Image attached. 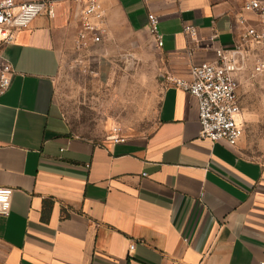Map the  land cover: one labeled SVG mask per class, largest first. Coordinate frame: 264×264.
Listing matches in <instances>:
<instances>
[{"label": "crops", "instance_id": "1", "mask_svg": "<svg viewBox=\"0 0 264 264\" xmlns=\"http://www.w3.org/2000/svg\"><path fill=\"white\" fill-rule=\"evenodd\" d=\"M14 1H46L53 16L5 49L16 74L0 97V188L14 193L0 216V264H264V139L253 134L263 117L243 107L240 87L243 137L204 140L197 99L167 82L189 79L218 49L233 53L238 21L255 19L250 0H104L108 34L83 52L74 2ZM151 13L163 36L154 122L124 131V144L75 134L59 99L68 67L104 77L112 44L149 35ZM259 56L255 45L235 54L238 81L262 78L251 77Z\"/></svg>", "mask_w": 264, "mask_h": 264}, {"label": "built area", "instance_id": "2", "mask_svg": "<svg viewBox=\"0 0 264 264\" xmlns=\"http://www.w3.org/2000/svg\"><path fill=\"white\" fill-rule=\"evenodd\" d=\"M71 1L80 8L76 50L83 52L101 44L108 34L104 0ZM245 11L253 13L255 19L249 21L243 17L238 21L242 28L241 41L233 53L218 49L217 60L191 67L189 79L167 78L170 85L188 92L197 99L201 138L211 142L223 141L232 147L236 146L244 135V128L239 122L242 113L239 96L241 85L237 79L244 66L238 65L235 54L242 53L252 45L258 46L264 52V5L256 0H250L245 5ZM42 14L53 16L46 1L18 4L14 0H0V97L9 91L16 74L5 55V49L14 44L19 32L29 28ZM159 23V18L155 14L148 15L150 34L157 46L162 48L163 36ZM185 32L191 36L196 34L193 27H186ZM84 72L95 75L94 71L87 68ZM263 74L264 56H259L251 70V77ZM109 139L113 144L127 142L124 130L120 126L112 128ZM13 193L12 189L0 188V216L9 215ZM134 246L132 244L129 251H132Z\"/></svg>", "mask_w": 264, "mask_h": 264}, {"label": "rangeland", "instance_id": "3", "mask_svg": "<svg viewBox=\"0 0 264 264\" xmlns=\"http://www.w3.org/2000/svg\"><path fill=\"white\" fill-rule=\"evenodd\" d=\"M110 49L104 77L100 72L85 73L78 64L69 66L63 77L61 108L73 132L81 137L101 140L115 126L138 135L145 133L155 119L160 57L154 39L149 33L115 42ZM260 77L262 81L240 78L239 82L243 107L247 105L264 119V74ZM247 86L253 90L246 91ZM253 134L256 140L264 139V120Z\"/></svg>", "mask_w": 264, "mask_h": 264}]
</instances>
